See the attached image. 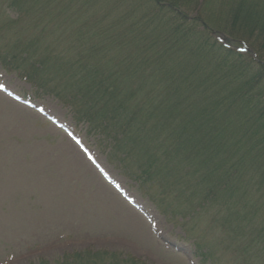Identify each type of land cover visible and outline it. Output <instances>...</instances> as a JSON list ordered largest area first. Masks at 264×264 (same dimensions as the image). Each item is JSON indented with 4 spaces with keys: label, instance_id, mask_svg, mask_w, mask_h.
Segmentation results:
<instances>
[{
    "label": "trees",
    "instance_id": "trees-1",
    "mask_svg": "<svg viewBox=\"0 0 264 264\" xmlns=\"http://www.w3.org/2000/svg\"><path fill=\"white\" fill-rule=\"evenodd\" d=\"M0 66L67 105L163 211L212 214L207 251L264 264V0H0Z\"/></svg>",
    "mask_w": 264,
    "mask_h": 264
},
{
    "label": "rangeland",
    "instance_id": "rangeland-1",
    "mask_svg": "<svg viewBox=\"0 0 264 264\" xmlns=\"http://www.w3.org/2000/svg\"><path fill=\"white\" fill-rule=\"evenodd\" d=\"M98 141L67 105L0 66V264H61L86 251L145 264H230L205 246L221 239L219 225L205 231L212 214L187 226L163 211L154 193L108 163Z\"/></svg>",
    "mask_w": 264,
    "mask_h": 264
}]
</instances>
